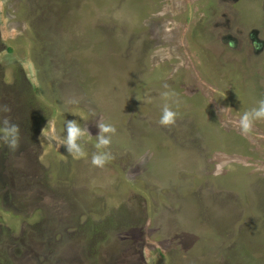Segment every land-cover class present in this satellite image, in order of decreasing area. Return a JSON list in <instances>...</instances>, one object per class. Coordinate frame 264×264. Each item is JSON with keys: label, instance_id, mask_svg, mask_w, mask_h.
Masks as SVG:
<instances>
[{"label": "rangeland", "instance_id": "obj_1", "mask_svg": "<svg viewBox=\"0 0 264 264\" xmlns=\"http://www.w3.org/2000/svg\"><path fill=\"white\" fill-rule=\"evenodd\" d=\"M260 97L264 0H0L22 136L0 142V264H264V120L238 123ZM70 120L86 157L61 145Z\"/></svg>", "mask_w": 264, "mask_h": 264}, {"label": "clouds", "instance_id": "obj_2", "mask_svg": "<svg viewBox=\"0 0 264 264\" xmlns=\"http://www.w3.org/2000/svg\"><path fill=\"white\" fill-rule=\"evenodd\" d=\"M167 87V85H165ZM165 101L170 99L171 93L165 91L162 94ZM76 103V100L70 101ZM11 107L7 104H0V142L7 146L9 152L16 153L21 145V129L18 123H15L10 115ZM178 118V112L173 110L169 103H165L162 107V112L158 123L164 127L175 125ZM264 120V97L258 98L255 103L242 113L239 118V127L242 134L249 133L255 122ZM97 127L99 134L96 136L97 143L95 144L96 152L92 154L91 163L95 167H104L114 157L109 149L111 145V137L116 133L115 125L105 122L102 118L98 121ZM65 133L61 145L66 147L67 152L74 158H83L87 156L80 141L85 134L91 136L87 128H82L80 123L75 120L66 121ZM42 136L47 138V134L42 131Z\"/></svg>", "mask_w": 264, "mask_h": 264}, {"label": "flooded vegetation", "instance_id": "obj_3", "mask_svg": "<svg viewBox=\"0 0 264 264\" xmlns=\"http://www.w3.org/2000/svg\"><path fill=\"white\" fill-rule=\"evenodd\" d=\"M254 48H256V47H254Z\"/></svg>", "mask_w": 264, "mask_h": 264}]
</instances>
